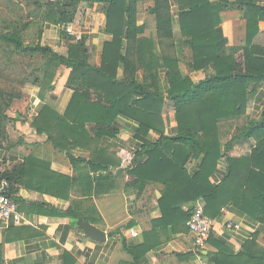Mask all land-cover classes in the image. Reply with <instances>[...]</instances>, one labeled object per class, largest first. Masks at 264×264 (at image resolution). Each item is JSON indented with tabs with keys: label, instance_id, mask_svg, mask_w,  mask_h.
<instances>
[{
	"label": "trees",
	"instance_id": "trees-1",
	"mask_svg": "<svg viewBox=\"0 0 264 264\" xmlns=\"http://www.w3.org/2000/svg\"><path fill=\"white\" fill-rule=\"evenodd\" d=\"M140 1L48 0L45 20L63 27L75 22L80 3L104 4L105 29L112 40L104 43L100 66L91 63L84 35L62 55L40 43L25 44L27 24L0 34V42L13 46L19 53L46 56L47 68L51 65L70 69L68 85L73 92L65 111L59 113L55 107L44 105L34 119V127L56 148L67 152L74 168L81 171L80 163L87 166V174H80L79 180L83 182L91 172L100 174L102 179L113 178L111 169L120 163L99 145L105 137L117 135L118 117L137 122V136L144 143L134 155L129 174L143 184L151 180L163 184L159 199L162 216L153 221L161 231L167 232L169 225L173 231H188L187 221L199 199L205 202V212L212 218L220 217L224 207L234 206L264 225V109L259 119L252 118L237 129L238 133L228 142L222 141L221 127L222 122L247 114L250 99L264 88V29L260 28L264 0H179L180 29L192 51L189 66L206 72V76L195 82L181 71L177 57L163 55L166 95L157 85L153 89L146 82H139L137 72L144 66L154 82L158 77L156 47L171 39L174 31L170 1L155 0L151 9L156 18L157 39L139 37L146 28L138 23ZM232 6L243 13L246 34L244 43L230 46L222 32L221 13ZM61 36L76 39L68 36L65 28ZM121 67L123 76L119 75ZM53 80L49 71L36 79L40 97L53 90ZM7 96L0 91V144L6 136L4 122L12 120L5 108L17 97L10 94L8 100ZM166 100L173 102L176 109L177 131L171 135L165 134L162 118ZM151 130L160 135L156 142L144 137ZM78 147L89 151L90 157L73 155L72 150ZM144 155L147 158L141 161ZM194 159L197 166L189 173L187 164ZM222 160L226 175L215 183L212 178ZM1 179L9 181L11 194L24 187L65 199L69 198L74 182L69 176L51 171L46 161L34 155L0 172ZM14 199L47 214L84 218L71 208L62 211L50 203ZM186 204L191 207L185 209ZM151 237L158 241L157 234L149 237L152 242ZM257 237L249 240L240 252L219 243L211 262L264 264V247L258 244ZM145 239L135 246L122 238L133 260L120 264H142V258L157 242L151 244Z\"/></svg>",
	"mask_w": 264,
	"mask_h": 264
},
{
	"label": "crops",
	"instance_id": "crops-1",
	"mask_svg": "<svg viewBox=\"0 0 264 264\" xmlns=\"http://www.w3.org/2000/svg\"><path fill=\"white\" fill-rule=\"evenodd\" d=\"M171 13L173 15L174 31L171 39L158 44L156 52L159 58V70L156 81L150 74H146L144 66L137 72L139 82L152 86H158L160 91L168 89L166 78V67L163 63V55H171L180 60V69L185 76H192L197 82L206 76V72H189L192 51L185 44V38L179 25V0H169ZM213 1V0H212ZM235 1V0H232ZM155 0H142L138 4V23L146 25L144 32L139 37L158 38L156 18L151 13ZM103 3L82 2L79 4L77 21L81 22L79 34L87 37V48L90 53V61L94 65L100 66L104 43L112 40V35L106 32V16ZM221 27L224 36L232 42L230 46L241 44L245 38L246 22L242 12L223 11L221 13ZM71 25V24H70ZM73 27V24L71 25ZM59 32L60 27H56ZM65 27H61L63 29ZM261 30L264 29V21L260 22ZM74 29V28H73ZM189 68V69H188ZM191 74V75H190ZM119 75L123 76V68L119 70ZM40 88L33 86L29 95L31 103H35L32 116H28L26 125L30 118H35L38 112L46 104L63 113L71 98L69 93L53 97L52 91L47 92L44 98L40 97ZM72 94V93H71ZM17 97H15L16 99ZM264 109V88L253 95L249 102V111L244 117L247 123L252 118H258ZM9 116V115H8ZM164 122V132L167 135L177 131L176 109L173 102L166 100L162 111ZM237 119V118H236ZM234 119V120H236ZM240 119V118H239ZM14 120V118H12ZM16 120V119H15ZM17 121V128L22 130L24 141H11L0 144V172L12 169L15 165L24 161L29 156L46 161L50 169L60 175L73 176L76 174V181L80 183V170L74 168L68 156L55 148L45 135L28 134L31 130ZM118 133L114 137H105L102 149L113 155L120 167L116 169L113 178H100L101 175L90 174L87 178L90 183V190L93 191L90 198L93 202L85 204H75L76 194L71 191L69 198L65 199L44 193L38 189L19 187L17 193L11 194L13 198L19 197L28 203L46 202L54 205L62 211L71 208L82 215L83 221L89 222L106 233L105 241L99 242L87 237L79 227L78 219L57 214H47L41 212V208L33 209L28 204H19L23 214V220L16 221L13 218L8 220L0 216V264H120L121 262H131L133 257L125 250L122 238H125L130 245H140L150 236L157 234L158 241L142 258V264H215L211 262L212 253L217 252L219 243L240 252L243 246L255 235H258L257 242L264 247V225L251 218L249 215L234 206L224 207L218 221L215 224L213 234L204 249H199L189 230L173 231L171 225L168 230L161 231L159 227H154L153 221L162 216L159 199L162 197L164 186L154 180L143 184L128 173V168H133L132 160L136 152L141 150L144 143L142 138L137 136V122L125 117H118ZM233 121V120H231ZM223 123V122H222ZM29 126V125H28ZM149 141L156 142L160 135L151 130L146 136ZM11 138V137H10ZM223 141V139H222ZM77 152L84 154L87 150L77 149ZM76 151L72 154L76 156ZM111 152V153H110ZM77 157H79L77 155ZM147 156H143L144 161ZM85 164L80 163L79 168ZM197 166V160H191L187 164L188 172L192 173ZM46 170V169H45ZM122 172L119 174V171ZM47 172V170H46ZM226 175V164L222 160L218 164L217 172L212 180L219 183ZM86 180V179H85ZM112 180L120 185L117 192H107V187L112 186ZM84 183V181L82 182ZM99 186V187H98ZM100 186L103 191L99 190ZM16 201V200H15ZM203 205L205 202L199 199L194 206ZM190 204L185 205L189 209ZM88 208V209H85ZM232 222L233 226H228ZM132 231L138 232L137 237L132 236ZM161 231V232H160ZM160 232V233H159ZM144 233H148L144 235ZM156 236V235H155ZM154 237H151L154 244Z\"/></svg>",
	"mask_w": 264,
	"mask_h": 264
},
{
	"label": "rangeland",
	"instance_id": "rangeland-1",
	"mask_svg": "<svg viewBox=\"0 0 264 264\" xmlns=\"http://www.w3.org/2000/svg\"><path fill=\"white\" fill-rule=\"evenodd\" d=\"M47 2L48 0H0V34L3 32L11 31L16 26L19 27L27 24L29 25V28L26 31L25 44L37 45L40 43L42 45L51 47L55 52L59 54L66 55L69 51L70 45L75 44L78 40L75 39V41H72L67 37L61 36V32L63 30L61 29V27L63 26L56 25L51 21L45 20L47 12ZM102 9L104 10V7ZM236 10L238 9L232 6L231 8L227 9L226 12H233ZM77 12H79V9ZM77 14L75 17V22L73 23V28L76 32H79L78 30L81 28V22L77 21ZM56 27H60L59 32L56 31ZM68 36L72 35L68 33ZM226 38L228 45H230L232 41L228 37ZM244 39L245 38L237 42L244 43ZM47 66L48 58L43 54L19 53L14 49L13 46H9L5 43L0 42V91L8 94V100L10 99V94L17 96L16 99L14 98L12 100L11 105L8 108H5V113L9 115L10 118H14V120L4 122L6 136L2 140L3 142L8 143V141H10L9 139H12L11 141H19V139H21V141H24V136L26 135H22V130L17 128L16 120L18 119V121H20L19 123L24 126L28 116H32V110L36 108V104L31 103L29 90L30 88H33V86L40 88V85L36 84L37 78L40 79L44 77L46 72L48 73L49 71V73H51L54 78V86L52 90L53 97H57V95L65 93H69L70 95H72L71 93L73 91L69 88L68 85V76L70 73V69H67L64 66H57L55 68L51 65H49L48 68ZM199 71L202 70H198L197 72ZM189 72L194 73L196 71L191 69ZM197 75L198 74L194 73L192 74L191 78L193 79V77ZM35 118H30L31 121H29V126L25 124L31 130L28 136H30V134L40 135L33 125ZM239 118L233 121L230 120L221 123L222 139L224 143L228 142L235 134L238 133L237 129L244 127L247 123L244 115ZM259 118L260 116L255 119ZM103 142L104 141L102 140L101 145H99L100 148H102ZM77 149L83 150V148L81 147L74 148L72 150V153ZM61 152L67 155L66 151L61 150ZM75 153L76 156L78 155L82 157H90L91 155L90 152L84 154L85 152L82 153L76 151ZM117 168L118 167L111 169L113 176L117 172ZM87 170L88 168L86 165L81 167V171H83L84 175L87 174ZM129 170L130 169L128 168V173ZM121 172L122 170L119 171V174ZM69 177H71L74 181L71 191H73L77 197H80L76 198L75 204H85L86 206H88L91 204V202L94 203L93 198H90V195L93 191L90 190V183L88 179L86 178V180H84V183L80 182L78 184V182L76 181V174ZM112 183V186L107 187V192H110L111 189V192H117L119 190L120 185L116 184L115 180H112ZM96 190L103 191L104 187L102 188L100 186L99 190ZM81 214L85 215V212Z\"/></svg>",
	"mask_w": 264,
	"mask_h": 264
},
{
	"label": "built area",
	"instance_id": "built-area-1",
	"mask_svg": "<svg viewBox=\"0 0 264 264\" xmlns=\"http://www.w3.org/2000/svg\"><path fill=\"white\" fill-rule=\"evenodd\" d=\"M65 30L80 40L82 35L77 33L71 25L65 27ZM0 216L8 220L10 218L16 221L23 220V214L20 211L19 204L15 201L10 193V183L6 179L0 180ZM218 220L206 214L203 205H196L190 219L187 221V227L190 234L199 249H204L211 238L215 224ZM228 226H233L232 222ZM138 232L132 231V236L137 237Z\"/></svg>",
	"mask_w": 264,
	"mask_h": 264
},
{
	"label": "water",
	"instance_id": "water-1",
	"mask_svg": "<svg viewBox=\"0 0 264 264\" xmlns=\"http://www.w3.org/2000/svg\"><path fill=\"white\" fill-rule=\"evenodd\" d=\"M78 224H79V227L84 231L87 237H90L99 242L105 241L106 233L99 227L89 222L83 221L82 218L78 219Z\"/></svg>",
	"mask_w": 264,
	"mask_h": 264
}]
</instances>
